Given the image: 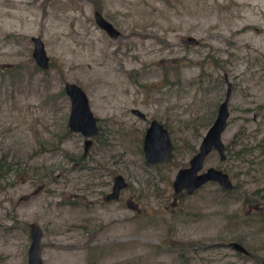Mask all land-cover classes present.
<instances>
[{"label": "rangeland", "instance_id": "374dc122", "mask_svg": "<svg viewBox=\"0 0 264 264\" xmlns=\"http://www.w3.org/2000/svg\"><path fill=\"white\" fill-rule=\"evenodd\" d=\"M100 6L117 39L97 28L85 0H0V159L16 163L12 184H0V264H27L30 224L42 232V264H87L92 248L104 252L99 264H261L257 203L241 202L264 189V0ZM32 37L44 44L45 72L34 69ZM66 83L97 119L85 156V139L67 128ZM226 84L225 160L210 153L202 172L226 173L232 194L207 183L176 196L174 177L215 120ZM132 110L166 126L171 164L145 163L148 124ZM116 176L127 186L106 202ZM236 237L252 259L227 246ZM186 243L182 256L172 249Z\"/></svg>", "mask_w": 264, "mask_h": 264}, {"label": "water", "instance_id": "95a60500", "mask_svg": "<svg viewBox=\"0 0 264 264\" xmlns=\"http://www.w3.org/2000/svg\"><path fill=\"white\" fill-rule=\"evenodd\" d=\"M94 23L110 39H117L120 36L119 31L98 12L94 14ZM30 41L33 47L31 57L35 66L41 71H46L49 68L50 61L46 55L43 42L37 37H32ZM187 42L196 43L192 38H188ZM226 86L227 90L224 100L219 104L215 120L202 137L197 152L189 160L188 166L179 169L174 177L172 190L175 195L184 192L187 196H191L207 183H215L224 190H229L232 187L229 176L223 171L207 168L202 172L204 162L210 153L215 152L222 162L225 160V146L221 136L227 128V121L230 116L228 103L231 94L230 85L226 84ZM63 91L70 103L67 128L71 133L79 134L85 139L83 152L85 156L92 145L91 139L98 134L97 119L90 110L89 101L85 93L78 86L66 83ZM131 113L141 120H146L145 115L138 110H132ZM142 154L146 164L154 167H165L173 162V145L170 136L167 130L155 120L151 121L145 130L142 140ZM126 186L124 178L116 176L113 179L112 191L106 199L108 201L117 200L120 192ZM41 235L42 232L38 226L29 225L30 245L27 251V264H42L40 255ZM227 246L243 256L247 257L250 255L238 243L230 242ZM262 264H264V260Z\"/></svg>", "mask_w": 264, "mask_h": 264}, {"label": "trees", "instance_id": "16d2710c", "mask_svg": "<svg viewBox=\"0 0 264 264\" xmlns=\"http://www.w3.org/2000/svg\"><path fill=\"white\" fill-rule=\"evenodd\" d=\"M87 2H89L90 4L93 5V8L95 11L101 12V0H85ZM179 67H181V65H178ZM34 69L38 72L41 71L39 70L36 66L34 67ZM41 72H45V71H41ZM167 73V72H166ZM166 73H164L166 75ZM165 76V80H166ZM63 94V93H62ZM70 132V131H69ZM68 132V134H69ZM144 136V134H143ZM143 140V138H142ZM142 143V141H141ZM260 146V145H259ZM264 147V146H263ZM192 151H195V148H192ZM241 153V152H239ZM239 153H237V155H239ZM79 159V158H78ZM81 160V158H80ZM72 162L75 163V160H71ZM16 163L15 161H8L6 158V155H3L0 159V184H4V185H10L12 184V182H9V177L11 176V173H13L14 171H16ZM219 192L221 193V196L226 198L227 195L232 194V191H226L220 188ZM235 200L239 199V196L234 195ZM247 199L249 201H252L254 203H257L256 205H254L253 207L255 209H257L256 212H254L253 218H254V223L257 224V228L261 231L264 232V189L262 190H255L253 192H251L250 195H246V200L243 202H241L242 204L245 205V203L247 202ZM235 217H238V214H235ZM232 241H235L239 244H243V242L245 243L244 239H242L241 237H236L231 239ZM190 248H192V245H190V243H186V244H180V245H172V249H176L177 252L180 253V256L184 255L186 252H188V250H190ZM103 250H97L96 248H92L90 251H88V255H87V264H99V262L103 259ZM238 257L241 258H245V259H252L251 253L249 257H245L242 256L240 254H237Z\"/></svg>", "mask_w": 264, "mask_h": 264}, {"label": "flooded vegetation", "instance_id": "af4514ba", "mask_svg": "<svg viewBox=\"0 0 264 264\" xmlns=\"http://www.w3.org/2000/svg\"><path fill=\"white\" fill-rule=\"evenodd\" d=\"M96 12H98V11H95V10L93 11V18H94V14H95ZM98 13L101 14V16L104 18V16H103L102 13H100V12H98ZM104 19H105V18H104ZM105 20H106V19H105ZM106 21H108V20H106ZM108 22H109V21H108ZM109 23H110V22H109ZM110 24H111V23H110ZM111 25H112V24H111ZM112 26H113V25H112ZM113 27H114V26H113ZM102 32H103V31H102ZM140 120H141V119H140ZM142 121L145 122V123L147 122V124H148V126H149L150 123H151V121H153V120H150V121L148 122V121H147V118H146V120H142ZM155 121H156V120H155ZM157 122H158V121H157ZM158 123H159V122H158ZM159 124H161V123H159ZM161 125L163 126L164 129H166V126H165V125H163V124H161ZM148 126H147V128H148ZM147 128H146V129H147ZM146 129H145V130H146ZM145 130H144V133H145ZM166 130H167V129H166ZM167 132H168V130H167ZM168 134H169V132H168ZM173 151H174V150H173ZM145 163H146V162H145ZM150 166H151V165H150ZM152 167H154V166H152ZM155 168H160V167H155ZM112 184H113V183H112ZM123 190H124V189H123ZM111 191H112V189H111ZM196 192H197V191H196ZM196 192H195V193H196ZM182 193H183V192H182ZM195 193H194V194H195ZM180 194H181V193H180ZM180 194H178V195H180ZM194 194H193V195H194ZM178 195H176V196H178ZM185 195H186V194H185ZM193 195H191V196H193ZM119 196H120V194H119ZM186 196H187V195H186ZM118 198H119V197H118ZM105 199H106V198H105ZM117 200H118V199H117ZM117 200H115V201H117ZM106 202H110V201H108V200L106 199ZM261 263H262V262H261Z\"/></svg>", "mask_w": 264, "mask_h": 264}, {"label": "bare ground", "instance_id": "6f19581e", "mask_svg": "<svg viewBox=\"0 0 264 264\" xmlns=\"http://www.w3.org/2000/svg\"><path fill=\"white\" fill-rule=\"evenodd\" d=\"M235 243H237V242H235ZM239 244V243H238ZM240 245H242V244H240ZM243 246V245H242ZM244 247V246H243ZM245 248V247H244ZM231 249V248H230ZM246 249V248H245ZM232 250V249H231ZM247 250V249H246ZM248 251V250H247ZM249 252V251H248ZM250 253V252H249Z\"/></svg>", "mask_w": 264, "mask_h": 264}]
</instances>
